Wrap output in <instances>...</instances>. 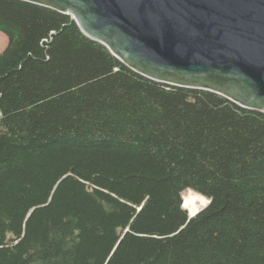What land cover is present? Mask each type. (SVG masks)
I'll list each match as a JSON object with an SVG mask.
<instances>
[{
  "label": "trees",
  "instance_id": "obj_1",
  "mask_svg": "<svg viewBox=\"0 0 264 264\" xmlns=\"http://www.w3.org/2000/svg\"><path fill=\"white\" fill-rule=\"evenodd\" d=\"M0 32V264H264L263 112L36 4L0 0Z\"/></svg>",
  "mask_w": 264,
  "mask_h": 264
},
{
  "label": "water",
  "instance_id": "obj_2",
  "mask_svg": "<svg viewBox=\"0 0 264 264\" xmlns=\"http://www.w3.org/2000/svg\"><path fill=\"white\" fill-rule=\"evenodd\" d=\"M22 1L70 16L144 77L264 113V0Z\"/></svg>",
  "mask_w": 264,
  "mask_h": 264
},
{
  "label": "bare ground",
  "instance_id": "obj_3",
  "mask_svg": "<svg viewBox=\"0 0 264 264\" xmlns=\"http://www.w3.org/2000/svg\"><path fill=\"white\" fill-rule=\"evenodd\" d=\"M197 201L199 203H201V205L203 207H205L208 204V199H206L205 197H203V196H201L199 194L187 195V196L183 197V203H182L183 206L182 207H183V209H187L189 214H191V215L196 214L199 211L198 210L199 207L196 204Z\"/></svg>",
  "mask_w": 264,
  "mask_h": 264
},
{
  "label": "rangeland",
  "instance_id": "obj_4",
  "mask_svg": "<svg viewBox=\"0 0 264 264\" xmlns=\"http://www.w3.org/2000/svg\"><path fill=\"white\" fill-rule=\"evenodd\" d=\"M6 45H7V37H6V35L4 34V33H2V32H0V53L4 50V48L6 47ZM189 193L190 192H188V191H185V192H183V194H182V196L184 197V196H187V195H189ZM191 195H196V193H190ZM197 206L199 207V209L198 210H200V209H202V205H201V203H199L198 201H197ZM204 208V207H203ZM186 211H187V209H185ZM187 213H188V211H187Z\"/></svg>",
  "mask_w": 264,
  "mask_h": 264
}]
</instances>
